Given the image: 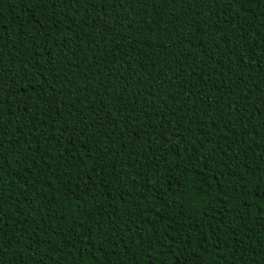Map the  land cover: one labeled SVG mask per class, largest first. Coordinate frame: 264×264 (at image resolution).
<instances>
[{"label":"trees","instance_id":"trees-1","mask_svg":"<svg viewBox=\"0 0 264 264\" xmlns=\"http://www.w3.org/2000/svg\"><path fill=\"white\" fill-rule=\"evenodd\" d=\"M44 11L0 0L3 264H264V0Z\"/></svg>","mask_w":264,"mask_h":264},{"label":"snow or ice","instance_id":"snow-or-ice-1","mask_svg":"<svg viewBox=\"0 0 264 264\" xmlns=\"http://www.w3.org/2000/svg\"><path fill=\"white\" fill-rule=\"evenodd\" d=\"M29 2H33V0H29ZM97 2L99 3H111L112 0H34V6L38 5L41 7V12L40 14L41 15H44L45 14V9L51 7L53 9H55L58 5H61V4H65L67 5L68 7L70 8H74L75 6L77 5H95ZM116 2L119 3L120 6H123L124 4H127V3H133V4H140L141 3V0H116ZM167 2V0H166ZM171 2L175 3L176 0H171ZM183 2H188V0H183ZM195 2H206V0H195ZM212 3L214 4H220V3H224L225 0H211ZM227 2L229 4H231L233 2V0H227ZM236 2H238L239 4L241 5H244L245 4V0H236ZM250 2H252V0H250ZM50 18L52 19L53 23L55 22V14L52 13V14H49ZM262 27H264V25H262ZM51 25H49V27L46 29V32H51ZM65 36L67 37V39H63L62 42L67 44L70 40H73V39H76L78 38L76 34H74L73 36H68L67 34V31L65 32ZM4 45H0V47H3ZM43 52H47L48 51V48L45 47L43 50ZM74 54V53H73ZM0 55H2V53H0ZM28 59H31V56L28 57ZM28 59H25L23 65H22V68H23V71L25 73V76L22 77V79L25 80V84L21 86L20 89H17V90H12L11 89V85L7 82H5L3 80L2 77H0V104H2L4 102V99L5 97L3 96V93L7 90L8 91V96L10 97H13L15 98L16 96V91H22L23 90V87L24 86H30L31 85V81L27 78V71H28V68H27V63H28ZM243 60V58L241 57V61ZM60 61H61V64L63 62V57L61 56L60 57ZM46 64H48L49 66L44 68L42 71H37L34 73V75H36L37 77H41L43 76V72H48L49 74H55L57 72V68L55 67L56 65V61L55 60H51V61H45ZM34 67H39V62H37ZM10 70V68H9ZM18 71H20V69H18ZM231 73L229 72V75ZM38 82H42L44 84H47L49 85V88L51 89V92L49 93L48 91H45L44 89H41V93L43 94V96L45 97L44 99V103L46 104L47 103V97L51 94V95H55L56 94V90L55 89H52L51 88V84L49 83L48 80H43V81H38ZM55 81L53 80L52 83H54ZM33 95H40L41 93H37L36 89L33 87L31 89ZM61 91H63V89H61ZM28 99H31V97H28ZM20 104L21 105H24V101H20ZM34 107H37V105H33ZM12 107H16L15 105H12ZM24 107L26 108V105H24ZM233 110L235 111H239L238 108H234ZM256 111H261V109L257 108ZM39 114V113H37ZM8 123H11V121H9ZM93 123H96V121H93ZM6 125L4 124H0V149H2L5 144L7 143V141H5L3 139L4 136L7 135V133H5L3 131V128L5 127ZM89 127L91 128V125H89ZM82 134V133H81ZM19 141H17L18 143ZM90 155V154H89ZM117 179H119V177H117ZM0 207H2V204H0ZM0 237H2V234H0ZM139 243V241H138ZM3 243L0 242V252H2L3 250ZM0 264H3L2 262V257H0Z\"/></svg>","mask_w":264,"mask_h":264}]
</instances>
